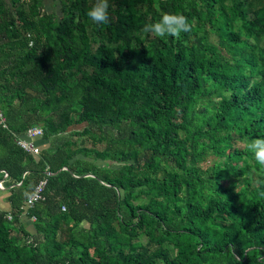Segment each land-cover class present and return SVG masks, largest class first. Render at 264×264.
Masks as SVG:
<instances>
[{
  "label": "trees",
  "instance_id": "trees-1",
  "mask_svg": "<svg viewBox=\"0 0 264 264\" xmlns=\"http://www.w3.org/2000/svg\"><path fill=\"white\" fill-rule=\"evenodd\" d=\"M52 1L0 0V264H264V0Z\"/></svg>",
  "mask_w": 264,
  "mask_h": 264
},
{
  "label": "clouds",
  "instance_id": "clouds-1",
  "mask_svg": "<svg viewBox=\"0 0 264 264\" xmlns=\"http://www.w3.org/2000/svg\"><path fill=\"white\" fill-rule=\"evenodd\" d=\"M87 16L95 24L108 25L110 23L109 0H95L93 6L88 10ZM191 29L192 25L183 14L165 13L157 21L145 24L142 31L156 37L179 38L181 33L190 32ZM246 148L252 154L255 162L264 167V136L248 141Z\"/></svg>",
  "mask_w": 264,
  "mask_h": 264
},
{
  "label": "built area",
  "instance_id": "built-area-1",
  "mask_svg": "<svg viewBox=\"0 0 264 264\" xmlns=\"http://www.w3.org/2000/svg\"><path fill=\"white\" fill-rule=\"evenodd\" d=\"M3 121V118H0ZM41 135V129L38 126H31L27 128L24 133V137H17L15 143L24 151L36 155L38 153V146L34 144V139ZM6 177V173L3 172V178ZM18 184V183H17ZM45 184V179L42 178L37 181L32 189L31 194L24 202V209L33 205L35 201L41 198V192ZM9 185H4L2 180H0V189H8ZM63 209V207H61ZM9 218V216H7Z\"/></svg>",
  "mask_w": 264,
  "mask_h": 264
},
{
  "label": "crops",
  "instance_id": "crops-1",
  "mask_svg": "<svg viewBox=\"0 0 264 264\" xmlns=\"http://www.w3.org/2000/svg\"><path fill=\"white\" fill-rule=\"evenodd\" d=\"M5 197H6L5 191L0 189V210L8 209V203L5 200Z\"/></svg>",
  "mask_w": 264,
  "mask_h": 264
},
{
  "label": "rangeland",
  "instance_id": "rangeland-1",
  "mask_svg": "<svg viewBox=\"0 0 264 264\" xmlns=\"http://www.w3.org/2000/svg\"><path fill=\"white\" fill-rule=\"evenodd\" d=\"M45 1V7L47 8V6L49 7V4L48 3H53L52 0H44ZM54 4V3H53ZM79 127V126H77ZM9 216V214H6V217ZM8 218V217H7Z\"/></svg>",
  "mask_w": 264,
  "mask_h": 264
}]
</instances>
